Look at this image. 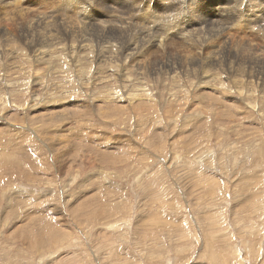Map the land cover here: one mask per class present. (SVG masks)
I'll return each mask as SVG.
<instances>
[{
	"label": "rangeland",
	"instance_id": "1",
	"mask_svg": "<svg viewBox=\"0 0 264 264\" xmlns=\"http://www.w3.org/2000/svg\"><path fill=\"white\" fill-rule=\"evenodd\" d=\"M221 1L0 0V264H264V4Z\"/></svg>",
	"mask_w": 264,
	"mask_h": 264
},
{
	"label": "bare ground",
	"instance_id": "2",
	"mask_svg": "<svg viewBox=\"0 0 264 264\" xmlns=\"http://www.w3.org/2000/svg\"><path fill=\"white\" fill-rule=\"evenodd\" d=\"M69 1V0H68ZM74 1H76V0H74ZM215 1V0H214ZM134 2V1H133ZM2 3V2H1ZM64 3V2H63ZM162 3V2H161ZM261 3L262 4H264V0H262L261 1ZM220 4H223V1H221V0H218V3H217V8L216 9H214V13H216V15H225L226 13L229 15V14H231L232 12H234V18L233 19H236L237 17H239L240 15H242V13L240 14V12H238L237 10V13L234 11L235 9H233L232 10V7L231 8H229L230 9V11H229V9H228V11H226V9L228 8L227 6H226V8L225 7H223V6H221ZM225 4V3H224ZM159 5H161V4H159ZM203 4L201 3L198 7L199 8H204V6H202ZM211 5H213V4H211ZM147 7V6H146ZM151 7V6H150ZM168 7V6H167ZM82 8V7H81ZM148 8V7H147ZM163 8V7H162ZM165 8V7H164ZM15 9V8H14ZM75 9H76V7H75ZM150 9V8H149ZM148 9V11L150 12V10ZM151 9H152V7H151ZM158 9V8H157ZM73 10V9H72ZM147 10V9H146ZM155 10V9H154ZM162 10V9H161ZM169 10V9H168ZM167 10V11H168ZM152 11V10H151ZM201 11V10H200ZM226 11V13H224ZM149 12H148V14H149ZM156 12V11H155ZM154 12V13H155ZM159 12H160V10H159ZM174 12V11H173ZM179 12V11H178ZM246 12V11H245ZM151 13H153V12H151ZM157 13V12H156ZM156 13H155V15H156ZM197 13V12H196ZM85 14V13H84ZM166 14H168V12L166 13ZM249 14V13H248ZM155 15H151L152 16V18L153 17H155ZM233 15V14H232ZM245 15V14H244ZM146 16V15H145ZM160 16V15H159ZM162 17V16H161ZM192 17V16H191ZM202 17V16H201ZM223 17V16H222ZM221 16L218 18V16H216V18L214 19V21L211 23V25L213 26L214 25V23L217 25V27H215V26H213V27H211V29H212V34L215 36V37H219L220 36V33L223 31H219L218 29H220L221 28V26H220V21H221V18H222ZM248 17V16H247ZM100 18V17H99ZM141 18V17H140ZM157 18L158 19H161L160 17H158L157 16ZM157 18H156V20H157ZM208 18V17H207ZM239 18H241V17H239ZM245 18H246V16H245ZM115 19V18H114ZM226 19V18H225ZM228 19V18H227ZM164 20H166V21H173V20H176V22H175V24H174V27H175V25H178V26H180V25H182V19H181V16H180V13L178 14L177 12H176V14H173V15H171V14H168L167 16L165 15V19L163 18V21ZM190 20V19H189ZM192 20H193V18H192ZM229 20V19H228ZM242 20V18L240 19V20H238L239 22ZM162 21V22H163ZM223 21V20H222ZM226 21V20H225ZM229 21H231V20H229ZM245 21V20H244ZM253 21V20H252ZM261 19H259L258 21H257V23H261ZM140 22V21H139ZM139 22L138 23H135V25H134V30H135V32H134V34H133V36L131 35L132 34V32L131 31H129V30H127V26L125 25V23L124 22H122L121 21V24H118V23H114V22H109L108 20L106 21H104V20H100V21H94V22H90L91 24L89 25L90 27H89V29L91 30V29H94V27H96L97 28V30H101V31H103L102 33H97V35L98 36H102V37H104V38H108L109 37V35H112L111 33H116V30L118 31V33H116V35H117V37L122 41V42H125V41H127V46L125 47V49H124V51H120L118 54L121 56V57H129L130 55H133V54H135V53H137V51H138V49H139V47L140 46H142V45H144V44H146V42H150L151 40V37H149L148 39L146 38V39H143L142 38V33L145 31V27H143L142 26V24L140 25L139 24ZM161 22V21H160ZM228 22V21H227ZM242 22V21H241ZM193 23V22H192ZM253 23V22H252ZM256 23V22H255ZM5 24V23H4ZM83 24V23H82ZM89 24V23H88ZM160 24H162V23H160ZM224 24H226V23H224ZM223 24V25H224ZM239 24V23H238ZM147 25V24H146ZM150 25V24H149ZM227 25V24H226ZM241 25V24H240ZM1 27H2V25H0ZM80 26V25H79ZM84 26V25H83ZM171 26H173V23L171 22ZM178 26H177V28H178ZM230 26V25H229ZM242 26V25H241ZM5 28H6V26H4ZM3 27V28H4ZM131 27V26H130ZM246 27V26H245ZM2 29V28H1ZM217 29V30H216ZM224 29V28H223ZM261 29H263V27L261 28ZM87 30H88V28L86 27V26H84V27H82L81 29H80V31L79 32H81L82 33V36H84L83 35V33H88L87 32ZM239 30V29H238ZM137 31H139V32H137ZM149 31V30H148ZM183 31V30H182ZM262 31V30H261ZM95 32V31H94ZM176 32H177V30H176ZM190 32V31H189ZM264 32V31H263ZM224 33V32H223ZM9 34H11V32L9 33ZM12 34H14V33H12ZM11 34V35H12ZM193 34H195V33H193ZM4 35V34H3ZM7 35V34H6ZM89 35V34H88ZM180 35V34H179ZM185 35V34H184ZM191 36H192V34H190ZM196 35V34H195ZM2 36V35H1ZM8 36H10V35H8ZM12 36H14V35H12ZM12 36H10V38L12 37ZM19 37H20V35H18ZM33 36V35H32ZM86 36V35H85ZM89 36H91V34L89 35ZM89 36H87V37H89ZM97 36V37H98ZM130 36H132L133 38H130ZM183 36V35H182ZM197 36V35H196ZM199 36V35H198ZM211 36V35H210ZM228 36V35H227ZM94 37V36H93ZM96 37V36H95ZM187 37V36H186ZM194 37V36H193ZM223 37V36H222ZM226 37V36H225ZM13 38L14 37H12L11 39L13 40ZM15 38H16V36H15ZM28 38V37H27ZM30 38V37H29ZM59 38V37H58ZM185 38V37H184ZM190 38V37H189ZM188 38V39H189ZM221 38V37H220ZM224 38V37H223ZM10 39V40H11ZM17 39V38H16ZM16 39H14L13 41H16L17 42V40ZM61 39V38H60ZM63 39V38H62ZM187 39V40H188ZM191 39V38H190ZM193 39V38H192ZM11 40V41H12ZM27 40V39H26ZM186 40V41H187ZM194 40V39H193ZM193 40H190L189 42H193ZM225 40V39H224ZM4 41H5V38H4ZM6 41H7V39H6ZM10 41V42H11ZM28 41V40H27ZM26 41V42H27ZM198 41V40H197ZM214 41V40H213ZM212 41V42H213ZM222 41V40H221ZM242 41V40H241ZM240 41V42H241ZM250 41V40H249ZM9 42V44H11ZM20 42H21V40H20ZM30 42H33L32 40H31V38H30ZM30 42H29V44H30ZM152 42V41H151ZM150 42V43H151ZM191 42V43H192ZM195 42V41H194ZM200 42V41H199ZM198 42V43H199ZM203 42V41H202ZM205 42V41H204ZM202 43L203 45L205 44V43ZM209 42V41H208ZM223 42V41H222ZM13 43V42H12ZM18 43V42H17ZM215 43V42H214ZM224 43V42H223ZM2 44V43H1ZM0 44V45H1ZM3 44H6V43H3ZM8 44V45H9ZM22 44H23V42H22ZM28 44V43H27ZM33 43H31V45H32ZM56 44H57V42H56ZM56 44H54V45H56ZM220 44V43H219ZM219 44H217V43H215V44H213L212 45V43L209 45V47H208V45H207V47H208V50H211V51H207V56H205L204 58H205V61H199V62H197V63H199L200 64V68H199V72H201V74L203 73L204 74V70H203V67L205 66V65H207V67H208V69L207 70H210V69H212V68H210V67H212V66H218V63H219V65H222V66H224V60L222 59V55H223V53H224V49L225 48H227V46H223V47H221ZM259 44V43H258ZM7 45V44H6ZM15 45H19V44H15ZM31 45H29V46H31ZM51 45V44H50ZM53 45V46H54ZM58 45V44H57ZM62 45H64V44H62ZM219 45V46H218ZM247 45V44H246ZM245 44H244V46H246ZM3 46V45H2ZM12 46V45H11ZM33 46V45H32ZM31 46V47H32ZM45 46L47 47V48H45ZM48 44L47 45H44L43 46V48L41 49V50H39V52H37L38 51V49H37V51H36V53H35V56H36V58L39 56V58H41L42 57V59H45V57H47V56H49V58L52 56V53H53V50H52V52L49 50V48H48ZM86 46V45H85ZM84 46V44L82 43V44H76L75 46L74 45H70V48H69V46H68V50L71 52L72 51V53H80L81 51H84L87 47H85ZM146 46V45H145ZM199 46V45H198ZM201 47H202V45H200ZM239 46H240V44H239ZM243 46V45H242ZM17 46H15V48H16ZM35 48L37 47V46H34ZM110 47V46H109ZM108 47V48H109ZM191 47V46H190ZM12 48H13V46H12ZM62 48V47H61ZM32 49V48H31ZM50 49H51V47H50ZM58 49V48H57ZM197 49V48H196ZM195 49V50H196ZM200 49V48H199ZM251 49V48H250ZM67 50V51H68ZM3 51V50H2ZM2 51H1V53H2ZM63 51H64V49H63ZM100 51V50H99ZM229 51L230 52H232L231 51V49H229ZM238 51V50H237ZM98 52V51H97ZM106 52L107 53H110V51L109 50H107V51H105V54H106ZM200 52V51H199ZM241 52V51H240ZM103 53H104V51H103ZM102 52H101V54H103ZM247 53V52H246ZM258 53V52H257ZM18 54V53H17ZM55 54H56V52H55ZM61 54V53H60ZM90 54V53H89ZM99 53H97L96 55H97V59H100V61H101V63L102 64H105L106 63V60H105V55L103 54V55H98ZM240 54V53H239ZM248 54V53H247ZM250 54V53H249ZM249 54H248V56H249ZM4 55H6V53L4 52V54L2 55V56H4ZM202 55V54H201ZM233 57H234V59H235V57H236V55L237 54H231ZM241 56H243V55H246L245 53L243 54V52H242V54H240ZM1 56V57H2ZM85 56H86V54H85ZM92 56V55H91ZM188 56V55H187ZM63 57V56H62ZM113 57V56H112ZM244 58H246L247 56H243ZM52 58V57H51ZM17 59H18V57H17ZM190 59V58H189ZM197 59V58H196ZM199 59V58H198ZM251 59V58H250ZM258 59V58H257ZM260 59V58H259ZM38 61V60H37ZM169 61H171V60H169ZM192 61V60H191ZM194 61V60H193ZM225 61H227V60H225ZM252 63H254V62H257V63H261V62H263L264 61V58H261V60H255V59H253V60H250ZM113 61H111V63H112ZM243 62H244V59H243ZM108 63H110V61L108 62ZM188 63V62H187ZM227 63V62H226ZM235 63H236V61H235ZM107 64V63H106ZM189 64H191V63H189ZM193 64H194V62H193ZM45 65V64H44ZM113 65V64H112ZM160 65V64H159ZM227 65V64H226ZM236 65H238V64H236ZM251 65V64H250ZM256 65V64H255ZM255 65H253V68H254V66ZM114 66V65H113ZM197 66V65H196ZM240 66H241V64H240ZM257 66H259V64L257 65ZM221 67V66H220ZM239 67V66H238ZM237 67V68H238ZM243 67V66H242ZM189 68V67H188ZM192 68H194L195 70H196V67H192ZM192 68L191 69H189V71H191L192 70ZM221 68H223V67H221ZM236 68V69H237ZM241 68V67H240ZM249 68V67H248ZM128 69H130V68H128ZM217 69V68H216ZM224 69V68H223ZM229 69H232V67L231 68H229ZM242 69V68H241ZM240 69V70H241ZM251 68H249V70H250ZM102 70V69H101ZM233 70V69H232ZM188 71V70H187ZM194 71V70H193ZM204 71V72H203ZM211 71V70H210ZM149 72V71H148ZM199 72L197 73V74H199ZM207 72V71H206ZM242 72V71H241ZM188 73V72H187ZM207 73H209V72H207ZM190 74V73H189ZM189 74H187V75H189ZM241 74V73H240ZM160 75V74H159ZM186 75V76H187ZM194 75V74H193ZM209 74H206V75H203L202 77H204V78H206V82L208 83L209 81H211V75L210 76H208ZM246 75V74H245ZM168 77V76H167ZM233 77V76H232ZM83 78V77H82ZM85 79V78H84ZM76 80V79H75ZM104 81V80H103ZM233 81V80H232ZM235 81V80H234ZM237 81H238V79H237ZM248 82V81H247ZM242 84H243V82H241ZM241 84V85H242ZM250 84V83H249ZM131 85V84H130ZM236 85V84H235ZM240 85V84H239ZM237 87H238V83H237V85H236ZM241 94H243L242 92L241 93H239V96L241 95ZM123 95V94H122ZM252 95V94H251ZM138 96V95H137ZM201 97V96H200ZM244 97V96H243ZM247 100H248V97L246 98ZM244 100H245V98H244ZM250 100V99H249ZM244 103V102H243ZM103 110V109H102ZM234 208V207H233Z\"/></svg>",
	"mask_w": 264,
	"mask_h": 264
}]
</instances>
